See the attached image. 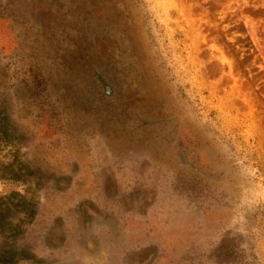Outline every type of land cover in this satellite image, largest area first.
Instances as JSON below:
<instances>
[{
  "label": "rangeland",
  "instance_id": "obj_1",
  "mask_svg": "<svg viewBox=\"0 0 264 264\" xmlns=\"http://www.w3.org/2000/svg\"><path fill=\"white\" fill-rule=\"evenodd\" d=\"M84 2L0 0V258L7 251L25 256L14 264H264V0H131L181 120L242 181L216 194L171 150L142 148L151 144L140 128L146 111L116 96L127 88L123 78L110 71L102 93L94 77L106 60L95 36L114 28L102 21L99 0L87 4L86 23ZM12 35L24 56L39 51L34 40L63 37L51 41L54 54H37L48 88L17 86L24 76L9 68L19 54L9 51ZM59 60L66 73L53 88L47 81ZM77 75L100 90L87 99ZM39 190L58 198L32 226L27 214Z\"/></svg>",
  "mask_w": 264,
  "mask_h": 264
},
{
  "label": "flooded vegetation",
  "instance_id": "obj_2",
  "mask_svg": "<svg viewBox=\"0 0 264 264\" xmlns=\"http://www.w3.org/2000/svg\"><path fill=\"white\" fill-rule=\"evenodd\" d=\"M84 1V4H82V7H84L83 16L86 23H88L87 17L89 14L85 9L87 4L93 0ZM98 3L100 4L95 5H97V7L101 5V7L99 6V11L101 19H103L102 21H105L107 25L112 22L115 30L103 26V32L95 36V40L100 45L98 57L104 61L106 60V63H101L97 67L99 68L97 72H95V69L93 70V72H95L94 79L103 86L102 93H109L110 89L108 82L111 80V71L113 72V75L115 73L123 78V84L125 83L126 85L127 83L126 89L118 86L119 88L117 87L115 90V94L121 98L123 106H126L127 103V100L125 99L126 96L130 97H127L130 101L131 99L140 101L139 104L144 111H146V115H144L146 121L145 123L143 122L145 125L140 123V128L150 133L151 138V144L147 145V147L145 145L142 148L151 152L153 151L154 153L156 150L160 149L163 151L164 155L167 153L165 151L171 150L177 156L178 162L181 165L180 167L184 165L196 168L202 183L205 184V186L210 189L209 192L213 194H216L220 190L223 191L224 188L228 190L238 188L239 183L242 181L240 182V179L236 174L227 168L228 166L219 156V153L209 144H205L204 142L198 144L201 132L194 131L191 126L188 127V125L181 120V116L179 115V104L176 102L172 92L169 91L166 81L158 71V67L156 68L153 64L151 57L145 49L146 47L142 44V38L138 33L137 21L132 11L131 0H99ZM94 6L93 8H95ZM58 37H56V40H54L55 37H52L53 39L50 37V41L48 42L46 40L48 38H46L45 41H42L41 43H39V41L35 42L34 40L35 44H40L37 48L39 51H30L31 54L28 53L27 56L26 54L24 56L21 51L22 45L19 40L20 36L12 35L13 43L9 51L13 52L15 50L14 52H19V54L13 55L15 56L14 61L18 63H10L9 68L20 70L19 72L23 74L25 80V83L23 80V84L21 85L18 84L19 82L17 81V86H23L25 84V86H29V88H48V86L45 87V85H43L40 78L43 73L41 72V68L39 67L40 63L37 59L40 56L37 54L41 52L42 56L46 51H49V55L54 54L53 50L56 47H53V42L57 41L55 43L56 45L63 42V37ZM17 40L19 42H17ZM29 49L31 50L32 47ZM56 64L58 67H56V72L53 73V78H50V80L47 81L49 86L53 88L60 85V83H57L56 76H61L65 72V65L61 63L60 60L59 62L57 61ZM19 77L20 76H18V78ZM76 77L78 78L77 81L82 83V86L87 85L86 80H82V75H77ZM70 84L71 83L68 82V79L62 83V85L66 86L68 90H72L73 86ZM98 90L100 89L97 88L96 90V88L93 89L88 86L85 91L87 93V99H90L96 91L98 92ZM48 97L51 101H55L53 95L50 94ZM57 99L60 100V98ZM67 111L65 109L63 110L65 113ZM197 147L201 149L198 148V152L195 151ZM192 155L197 156V158L190 160ZM198 155L200 157H198ZM198 160H200V162ZM204 162L206 163V166L208 165L210 167V170L207 171ZM202 163H204V168L201 166ZM48 194H43L41 190L38 191V202L27 214L29 225L31 224L33 226L36 224V222L42 217V214L46 213L45 210L48 212L49 210H53L51 199L56 200L58 197H48ZM7 253L8 252L6 251V255L1 256L0 264H14L20 259H22L21 261H24L23 259L25 256L15 254L9 255ZM32 253L35 257H40L36 250Z\"/></svg>",
  "mask_w": 264,
  "mask_h": 264
}]
</instances>
